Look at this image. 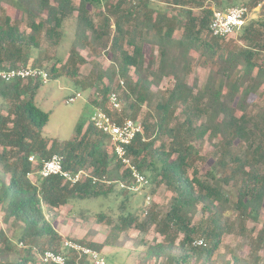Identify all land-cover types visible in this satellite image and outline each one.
I'll return each mask as SVG.
<instances>
[{
    "label": "trees",
    "instance_id": "1",
    "mask_svg": "<svg viewBox=\"0 0 264 264\" xmlns=\"http://www.w3.org/2000/svg\"><path fill=\"white\" fill-rule=\"evenodd\" d=\"M12 1L20 16L12 19L6 13L0 19V69L41 67L42 62L31 53L38 48L41 28L45 27L49 39L76 12L73 42L110 55V66L96 72L93 106L106 109L107 93L122 89V80L123 113L138 120L142 106L153 111L143 116V132L127 146L126 154L148 178L152 195L161 185L172 193L168 209L159 214L151 203L145 210L142 201L138 212L125 211L130 193L119 188L124 193L118 206L122 213L104 240L79 243L101 253L103 247L114 246L126 228L146 233L153 227L161 240L142 242L141 262L204 264L226 231L222 212L230 200L225 190L232 189V208L238 220L261 217L256 241L259 245L264 242V100L254 110L246 103L264 84V16L245 21L236 32L241 44L226 41L228 37H212L208 31L212 5L218 10L234 5L254 8L264 0ZM170 6L179 13L174 14ZM23 21L28 32L21 27ZM177 32L180 36L175 38ZM145 44L152 49L147 59ZM153 50L157 51L155 68ZM194 57L209 66L201 88L186 80ZM85 62L71 47L63 71L75 76L77 63ZM48 75L59 77L55 62ZM164 77H172L170 89L166 94L153 91L152 86H158ZM42 84L39 79H0V110H5L0 111L1 220L18 230L14 242L0 228V264H41L33 249L62 253L67 264H87L86 257L79 258L62 247L63 238L46 214L73 201L108 196L117 185L93 184L87 177L70 185L58 175L41 177L37 174L41 161L57 153L63 157L65 170H86L109 180L129 179L130 172L106 150L109 139L93 128L90 117L85 129L76 126L73 139L59 150L54 141L48 146L38 133L48 114L35 104ZM179 105L181 114L176 113ZM205 140L213 143L216 154L210 168L200 175L196 162L202 155L193 142L201 145ZM31 155L35 162L29 161ZM30 172L34 180L28 177ZM198 205L206 217L194 221ZM198 238L206 245H193Z\"/></svg>",
    "mask_w": 264,
    "mask_h": 264
},
{
    "label": "rangeland",
    "instance_id": "2",
    "mask_svg": "<svg viewBox=\"0 0 264 264\" xmlns=\"http://www.w3.org/2000/svg\"><path fill=\"white\" fill-rule=\"evenodd\" d=\"M226 2L231 1L226 0ZM168 8L174 14L179 13L178 8L171 6ZM89 9L92 13L95 12L91 7ZM212 9H216V7L212 5ZM6 13L12 19L20 16L12 0H0V19ZM75 15L76 12H73L71 17L66 18L61 29L49 39L45 37V27H42L40 35L37 37L39 40L38 48L31 49L32 57L38 58L42 62L41 67L45 68L47 72L50 65L54 62L58 70L59 77L57 79L49 78L46 83H43L38 88L35 95L36 106L48 114L47 122L38 131L39 136L47 140L48 146L54 141L58 150L65 142L73 139L76 126H80L82 130L87 126L89 117L94 110L92 100L97 95L92 85L96 79V72L98 69L110 66V55L108 52L101 50L92 51L87 46L82 47L78 43L73 42ZM261 16H264V4L262 1L254 8L248 7L246 22L258 19ZM94 19L98 20L96 17ZM21 27L24 31H29L24 21L21 23ZM179 36V32L175 33V38ZM226 41L241 44L236 33L228 36ZM71 47L76 48L86 60L85 63H77L78 71L75 76L66 74L63 71V66L66 64ZM151 51L150 45L145 44L143 52L146 59L149 58ZM153 56L155 68L157 65L156 50H153ZM194 58L186 80L190 84L196 83L197 88H201L206 82L209 66L202 65L200 61H197V57ZM129 73L132 75V68H130ZM150 78H152L151 75ZM172 83V77H164L158 86H152V90L166 94ZM122 89L118 91L120 97H123ZM76 92H79L81 97H78L74 102L66 103L67 97L74 95ZM263 100L264 84L256 93L248 96L246 100L248 109L254 110L256 106H261ZM181 108L182 106L179 105L177 114H181ZM0 111L5 113V110ZM148 113L152 114L153 111L146 106H142L137 118L138 121H142L143 116ZM236 114H239V112L236 111ZM155 144L157 145L158 142H155ZM193 144L198 147L199 155H202L201 159L196 162V168L199 174L203 175L214 161L213 155L216 154V147L209 140H205L201 145L196 141ZM106 150L110 153L109 145H107ZM146 191L143 190L138 194L130 193L125 211L138 212L143 207V194ZM225 192V196L230 200V203L222 212L226 231L222 235L218 247L204 264H264V242L259 245L256 241V235L262 227V218L259 217L257 221L247 219L240 222L237 218L236 210L232 208L234 189L231 192L226 190ZM123 196L124 193H120L119 188L115 187L114 192L108 196L73 201L61 208L53 209L46 216L62 238L77 242H102L109 233L110 225L115 223L118 216L122 213L121 207L118 206ZM171 196L172 193L164 185L156 188L151 199L152 208L159 214H164L169 207ZM1 215L2 212L0 211V228L5 230L11 240L15 242L18 238V230L11 223H3ZM101 216L102 219H100ZM143 217L144 215L141 214L140 220ZM205 217L206 215L201 212L200 205H198L197 212L193 216L194 221H199ZM159 240H161V237L158 236L153 227H150L146 233L130 227L119 234L114 246L103 247L101 253L111 264H157L161 263L162 260L154 261L150 259L147 262H141L140 257L143 250L142 242ZM19 247L22 248L23 246Z\"/></svg>",
    "mask_w": 264,
    "mask_h": 264
},
{
    "label": "built area",
    "instance_id": "3",
    "mask_svg": "<svg viewBox=\"0 0 264 264\" xmlns=\"http://www.w3.org/2000/svg\"><path fill=\"white\" fill-rule=\"evenodd\" d=\"M248 15V8L242 5H234L226 10L213 9L212 17L208 24V31L212 37L225 38L236 33L245 23ZM0 79L3 81H11L13 79L41 80L46 83L49 80L48 72L43 67H27L19 65L12 68L0 69ZM120 86L123 88L122 80H119ZM81 97L79 92L67 97L66 103L74 102ZM105 108L94 106L93 113L90 116V122L93 128L101 134L107 135L109 139L110 153L114 155V160L120 162L125 168L129 169V179L125 180H109L105 175H94L86 170H78L72 173L63 168V157L54 153L48 159L41 161V165L37 170V174L41 177L51 175L61 176L62 179L70 185L77 183L82 178L87 177L93 184H103L109 186L116 184L118 188L128 191L131 194H138L143 190H147L143 194V204L145 210L151 204L152 194L149 192L150 182L148 178L140 173L132 163L130 156L126 154L127 146L137 136L142 134L143 126L138 120H134L123 113L122 101L117 91H110L105 98ZM30 162H35L34 155L29 156ZM32 178L33 173L27 174ZM19 246H23L21 242ZM195 246H205L206 242L202 238L193 241ZM62 247L72 250L77 257H86L87 264H110L105 257L97 250L81 244L71 239H62ZM37 262L41 264H67L66 256L62 253H56L51 250L36 251L33 249Z\"/></svg>",
    "mask_w": 264,
    "mask_h": 264
},
{
    "label": "crops",
    "instance_id": "4",
    "mask_svg": "<svg viewBox=\"0 0 264 264\" xmlns=\"http://www.w3.org/2000/svg\"><path fill=\"white\" fill-rule=\"evenodd\" d=\"M93 109H94V106H93ZM111 264V263H110Z\"/></svg>",
    "mask_w": 264,
    "mask_h": 264
}]
</instances>
